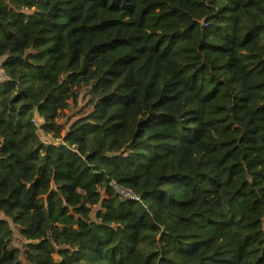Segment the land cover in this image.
Segmentation results:
<instances>
[{
	"label": "trees",
	"instance_id": "obj_1",
	"mask_svg": "<svg viewBox=\"0 0 264 264\" xmlns=\"http://www.w3.org/2000/svg\"><path fill=\"white\" fill-rule=\"evenodd\" d=\"M0 75V264H264V0H0Z\"/></svg>",
	"mask_w": 264,
	"mask_h": 264
},
{
	"label": "built area",
	"instance_id": "obj_2",
	"mask_svg": "<svg viewBox=\"0 0 264 264\" xmlns=\"http://www.w3.org/2000/svg\"><path fill=\"white\" fill-rule=\"evenodd\" d=\"M37 123V122H35ZM111 189L114 193H116L117 195H119L120 197L123 198L127 197L132 199L134 202H140V197L138 195H136L132 190H129L125 187H123L122 185H120L117 182H112L111 183Z\"/></svg>",
	"mask_w": 264,
	"mask_h": 264
},
{
	"label": "water",
	"instance_id": "obj_3",
	"mask_svg": "<svg viewBox=\"0 0 264 264\" xmlns=\"http://www.w3.org/2000/svg\"><path fill=\"white\" fill-rule=\"evenodd\" d=\"M39 123H41V121H39ZM38 136L43 139V135L41 133H39ZM45 142L48 143L47 140H45Z\"/></svg>",
	"mask_w": 264,
	"mask_h": 264
},
{
	"label": "crops",
	"instance_id": "obj_4",
	"mask_svg": "<svg viewBox=\"0 0 264 264\" xmlns=\"http://www.w3.org/2000/svg\"><path fill=\"white\" fill-rule=\"evenodd\" d=\"M0 80L1 81L4 80V76L0 75Z\"/></svg>",
	"mask_w": 264,
	"mask_h": 264
},
{
	"label": "clouds",
	"instance_id": "obj_5",
	"mask_svg": "<svg viewBox=\"0 0 264 264\" xmlns=\"http://www.w3.org/2000/svg\"><path fill=\"white\" fill-rule=\"evenodd\" d=\"M124 187V186H123ZM126 188V187H125ZM128 189V188H127ZM130 190V189H129ZM135 193V192H134ZM136 194V193H135ZM137 195V194H136Z\"/></svg>",
	"mask_w": 264,
	"mask_h": 264
},
{
	"label": "rangeland",
	"instance_id": "obj_6",
	"mask_svg": "<svg viewBox=\"0 0 264 264\" xmlns=\"http://www.w3.org/2000/svg\"><path fill=\"white\" fill-rule=\"evenodd\" d=\"M1 81V80H0ZM105 197L107 198V195H105Z\"/></svg>",
	"mask_w": 264,
	"mask_h": 264
}]
</instances>
